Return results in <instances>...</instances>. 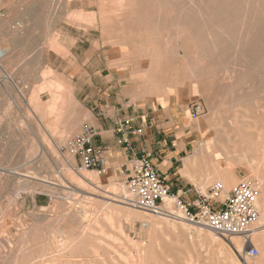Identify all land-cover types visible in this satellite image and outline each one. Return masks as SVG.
I'll list each match as a JSON object with an SVG mask.
<instances>
[{"label": "rangeland", "instance_id": "rangeland-1", "mask_svg": "<svg viewBox=\"0 0 264 264\" xmlns=\"http://www.w3.org/2000/svg\"><path fill=\"white\" fill-rule=\"evenodd\" d=\"M115 1L0 0V50L4 51L0 57V251H3L0 264H29L41 254L51 256L50 260L56 258V264H229V256L233 254L244 264L241 255L245 246L240 250L231 240L217 236L203 225L162 215L166 220L151 231L147 218L161 215L145 213V218L126 217L122 210V205L127 206L122 201V195L127 193L126 173L118 171L113 179L100 180L95 170L79 167L68 151L60 147L79 133L84 122L85 79L90 76L99 87L104 76L112 73L110 66L116 65L115 75L124 87L134 85L137 80L130 74L145 76L149 65L157 74L166 73L171 60L167 49L173 44L180 60L190 64V57L196 53L188 58L181 43L171 41L184 28L193 36L195 48L203 49L201 55L204 56L205 49L211 55H205L207 62L203 60L206 67L201 77L205 82L199 86L197 78L190 80L201 87L188 96V119L195 130L190 135L196 140L194 146L201 142L199 130H205L207 124L210 129L202 139L212 149L221 127L226 131L232 119L241 121L248 140L238 145L236 154L233 148L229 149L228 157L232 160L237 183L251 178L257 164L249 168V163L261 159L264 146V0H202L203 3L201 0H174L175 3L163 5L157 0H129V6ZM110 3L113 6L108 5ZM246 30L253 31L243 39L241 36ZM113 40L120 44L117 49L113 48ZM53 45L54 73L45 69L48 60L40 58L38 53L53 49ZM65 54L68 56L63 58ZM234 69L239 71V76L232 82L228 78L237 75ZM74 85L78 88L75 96L72 95ZM248 85L253 88L249 89ZM247 90L257 96L249 103L240 99ZM174 93L170 96L175 100L185 99L176 91ZM194 103L202 107L197 118L190 117ZM244 124L250 125V130H246ZM231 143L230 148L237 139L233 137ZM223 161H218L221 166H224ZM91 174L96 179H90ZM215 181L195 184L204 192ZM233 184L235 182L230 188ZM257 184L260 190L261 184ZM111 194L122 203L111 201ZM222 195H225L224 190ZM262 213L264 223V211ZM109 221L113 224L109 225ZM85 227L92 230H84ZM60 239L68 242L69 247L56 253ZM55 241L57 243H53ZM255 243L252 244L256 247ZM110 246L120 252H113ZM130 249L134 256L140 253L137 259L128 253ZM136 249L138 253H134ZM261 250L258 249V257L264 255V249ZM120 253L123 259L132 255L127 258L130 260H125L130 263L118 257ZM100 256L103 262L97 259ZM258 257L254 259L255 264ZM61 258L63 261L58 262Z\"/></svg>", "mask_w": 264, "mask_h": 264}, {"label": "crops", "instance_id": "crops-1", "mask_svg": "<svg viewBox=\"0 0 264 264\" xmlns=\"http://www.w3.org/2000/svg\"><path fill=\"white\" fill-rule=\"evenodd\" d=\"M52 48L38 53L40 58L44 57L48 60L45 69L48 68L54 73V45ZM67 56L68 54H65L62 57ZM110 67L113 69L112 73L104 76L103 83L99 87L90 76L84 81L86 88L82 100L84 113L82 126L89 124L97 128L99 135L95 142L104 147L102 169H95L98 178L104 181L110 180L122 168L126 170L130 168L134 156L124 145L116 143L114 129L118 121L136 115L135 124L143 127V134L131 139L134 154H139L143 148H149L154 152V164L171 193L180 194L191 186L198 188L195 184L198 182L181 172L188 166L189 171L195 173L194 178L200 175V169L193 166L196 161L187 160L200 145L199 143L194 146L196 140L190 135L195 130L190 126L188 119V96L195 88L199 90L198 85L190 83L188 86H183L185 99L179 102L169 95L166 87H162L163 89L156 87L157 83L154 80L151 83V79L146 77L148 70L145 76L130 74V77L137 80H134L136 81L134 85L124 87L121 79L115 75L114 69H117V65ZM157 88L161 91H156ZM77 91L78 88L74 85L72 95L75 96L74 93L76 94ZM208 129L210 128L207 124L205 130H199L201 140ZM72 159L79 165L76 156ZM193 195L189 192L185 198L192 199Z\"/></svg>", "mask_w": 264, "mask_h": 264}, {"label": "built area", "instance_id": "built-area-1", "mask_svg": "<svg viewBox=\"0 0 264 264\" xmlns=\"http://www.w3.org/2000/svg\"><path fill=\"white\" fill-rule=\"evenodd\" d=\"M3 54L4 51L0 50V57ZM201 111V105L192 104L190 117L197 118ZM136 119V115H130L118 121L114 129L116 143L124 145L134 156L128 170L125 168L119 170L120 174L126 173L127 193L122 195L123 203L146 213L203 225L224 239L244 236L245 250L241 255L243 263L255 264L254 259L259 251L250 242L248 231L259 217L256 205L259 195L257 181L253 178H243L224 196H221L224 187L218 181L213 182L204 192L191 186L180 194L171 193L154 164V152L149 148H143L139 154H134L131 139L143 134V127L135 124ZM98 135L97 128L84 124L79 133L69 138L60 149L67 150L71 157L76 156L79 167L101 170L104 147L95 142ZM189 192L194 194L192 199L185 198Z\"/></svg>", "mask_w": 264, "mask_h": 264}, {"label": "bare ground", "instance_id": "bare-ground-1", "mask_svg": "<svg viewBox=\"0 0 264 264\" xmlns=\"http://www.w3.org/2000/svg\"><path fill=\"white\" fill-rule=\"evenodd\" d=\"M110 1V0H109ZM146 1V0H145ZM149 1H151V0H149ZM148 1V2H149ZM116 3H119V5H122V6H129L131 3H129V0H116L115 1ZM115 2H113L114 4H116ZM153 2H154V0H153ZM157 2L158 3H160V5H163V4H172L173 2H174V0H157ZM176 2V1H175ZM174 2V3H175ZM231 2V1H230ZM261 2V1H260ZM109 3V2H108ZM151 2H149V4H150ZM178 3V2H177ZM182 3H183V1H182ZM191 3V2H190ZM201 3H203L202 2V0H201ZM263 3H264V1H263ZM133 4H135V2L133 1ZM179 4H181V2H179L178 3V5ZM210 4V3H209ZM214 4V3H213ZM221 4V3H220ZM230 4V3H229ZM256 4V3H255ZM67 5H68V3H67ZM108 5H111V3L110 4H108ZM178 5H176L177 7H179ZM204 5V4H203ZM225 5V4H224ZM223 5V6H224ZM111 6H113V4L111 5ZM111 6H110V8H111ZM151 6H154V5H152V3H151ZM157 6V5H156ZM181 6V5H180ZM183 6V5H182ZM191 6V5H190ZM215 6V5H214ZM67 7V6H66ZM195 7V6H194ZM226 7V6H225ZM109 8V9H110ZM159 8V7H158ZM104 8H100V10H103ZM112 9V8H111ZM113 10V9H112ZM116 10V9H115ZM128 10H130V9H128ZM159 10H160V8H159ZM222 10V9H221ZM228 10V9H227ZM180 11H181V8H180ZM169 13V12H168ZM175 13V12H174ZM179 13V12H178ZM200 13V12H199ZM228 13V12H227ZM134 14V13H133ZM156 14H159L158 12L156 13ZM180 14H182V11H181V13ZM189 14V13H188ZM67 15V14H66ZM65 15V16H66ZM69 15V14H68ZM75 15V14H74ZM78 15H79V13L78 14H76V16H77V18H79L78 17ZM124 15H125V13H124ZM131 15V14H130ZM169 15V14H168ZM167 15V16H168ZM173 15L174 14H172V15H170L171 17H173ZM178 15V14H177ZM73 16V15H72ZM71 16V17H72ZM80 16V15H79ZM81 16H82V14H81ZM195 16V15H194ZM166 17V16H165ZM188 16H184V18H187ZM201 17V16H200ZM243 17H245V16H243ZM86 18H88V17H85V19ZM102 18H104V16H103V14H101V19ZM105 18H107L106 16H105ZM204 18V17H203ZM203 18H200L201 20L203 19ZM74 19H76V18H74ZM84 19V17L82 18V19H80V20H83ZM94 19V18H93ZM164 19V18H163ZM166 19V18H165ZM167 19H169V17L167 18ZM166 19V20H167ZM172 19H174V18H172ZM180 19V18H179ZM183 19V18H182ZM216 19V18H215ZM103 20V19H102ZM184 20V19H183ZM242 20V19H241ZM240 20V21H241ZM244 20V19H243ZM85 21H89V20H85ZM82 22H84V21H82ZM90 22V21H89ZM93 22V21H92ZM239 22V21H238ZM241 22H243V21H241ZM85 23H87V22H85ZM91 23V22H90ZM115 24V23H114ZM120 24V23H119ZM264 24V23H263ZM80 27V26H79ZM138 27V26H137ZM136 27V28H137ZM242 27V26H241ZM250 28V27H249ZM248 28V29H249ZM242 29V28H241ZM253 29V28H252ZM251 31H253V30H251ZM250 30H246L245 32H244V34L242 33V36L241 37H243V39L245 38L246 39V37H249L251 34H252V32H251ZM239 33V32H238ZM235 34V33H234ZM258 34V33H257ZM262 34V33H261ZM177 35V36H176ZM236 35H239V34H236ZM235 35H233V37H234ZM175 37L176 38H173V40H171V41H176L177 43H181V45H180V47H181V49H183V51H184V53L186 54V56L188 55V58L190 57V55H191V53H196V55H194V57H190V60H189V62H190V64H188L187 63V65L185 64V63H183L181 60H180V57L178 56V51H177V48H175L174 46H175V44H173L172 46H170V48H168L167 49V54H169V58H171V60H170V62H168L169 63V66H168V68H166L165 70H166V73L164 72V73H160V74H157L156 72H154V70H153V66L152 65H150V67H149V72L147 73V75H146V77L147 78H149V79H151V83H152V80H154L155 82V84H156V87H160L161 89H163L162 87H166L167 89H168V93H169V95L171 94V96H173V93L176 91V93L177 94H180V97H184L183 95H184V93H185V91H184V88H183V86H188V85H190V83H192L190 80L192 79H198V85L200 84H203V83H201V82H205V80H203L204 78H202L201 77V71H203V70H205V67H206V63L205 62H207V57L205 56V55H208V56H211L210 55V52H208L209 50L208 49H205V51H206V53L204 54V56L203 55H201V53L203 52V49L202 48H200L201 50H199V48H195L196 46H194L195 45V41H194V39H193V36L192 35H190L189 34V31H188V29H181V30H179L178 31V33H176L175 34ZM264 37V36H263ZM240 39H242V38H240ZM251 40V39H250ZM114 41V42H113ZM112 42H113V48L114 49H117V45H120V44H118V42H116L115 40H113ZM170 41V42H171ZM174 41V42H175ZM253 41H254V39H253ZM175 42V43H176ZM188 42H190L191 43V46H190V44L188 43ZM193 44V45H192ZM214 45H212V47H213ZM193 49V50H190L191 48ZM214 48H216V47H214ZM252 49V48H251ZM208 50V51H207ZM211 50V49H210ZM214 50V49H213ZM216 50H218V49H216ZM216 50H214V51H216ZM253 50V49H252ZM254 52V51H253ZM207 53H209V54H207ZM243 53V52H242ZM245 53V52H244ZM250 53V52H249ZM200 54V57H198V55ZM211 54H213V53H211ZM219 56V55H218ZM206 57V58H205ZM240 57H241V55H240ZM194 58V59H193ZM243 58V56L240 58V59H242ZM245 58H246V56H245ZM249 58H251V57H249ZM203 60H205V62L203 61ZM251 60V59H250ZM262 60V59H261ZM252 63V62H251ZM250 63V64H251ZM240 64V63H239ZM245 64V63H244ZM252 65V64H251ZM260 65V64H259ZM235 67V66H234ZM261 67V66H260ZM238 69V68H237ZM262 69V68H261ZM235 70V69H234ZM242 70V69H241ZM240 70V71H241ZM163 71V70H162ZM235 71H237V70H235ZM253 71V70H252ZM239 71H237L236 72V74L237 75H232V77H229L228 79L230 80V81H232V82H234V81H237V77L239 76L238 73ZM235 73V72H234ZM232 74V73H231ZM196 79V80H197ZM201 79V80H200ZM227 79V80H228ZM159 82H158V81ZM200 80V81H199ZM203 80V81H202ZM228 80V81H229ZM194 85V84H193ZM199 85V86H200ZM199 86H198V88H199ZM248 86H250L249 87V89H251V88H253V86L252 85H248ZM190 87V86H189ZM159 88V89H160ZM201 88V87H200ZM199 88V89H200ZM247 88V87H246ZM174 89H175V91H174ZM177 89H179V90H177ZM203 91L205 90V87L202 89ZM156 91H161V90H158V88L156 89ZM155 93H157V92H155ZM159 94V93H158ZM175 94V93H174ZM257 98V96H256V94L255 93H253V94H251L250 92H249V90H247V91H245V93L244 94H242L241 96H240V99H244V100H246L247 101V103H249V102H251V100L252 99H256ZM261 98V97H260ZM261 100V99H260ZM259 100V101H260ZM254 102V101H253ZM253 104V103H252ZM258 104V103H257ZM259 104H260V102H259ZM264 104V103H263ZM255 109V108H254ZM264 109V108H263ZM262 109V110H263ZM258 110V109H257ZM261 110V109H260ZM244 112H246L245 110H243ZM234 112H236V111H234ZM250 112H252V111H250ZM261 112V111H260ZM263 113V112H262ZM238 114V113H237ZM259 114V113H258ZM256 115V114H255ZM262 116V115H261ZM244 118H246V117H244ZM256 118V117H255ZM249 119V118H248ZM253 119V118H252ZM251 119V121L254 123L255 121H253ZM264 119V118H263ZM241 122V121H240ZM240 122H238V121H236V120H231L230 122H228V125L226 126L227 128H228V130L226 129V131L224 130V128H222L221 127V129H220V132L217 134V136H216V138L214 139V144H213V147H212V149L211 148H209L208 147V142L206 141V140H204V139H202L201 140V142H200V145L198 146V148L194 151V154L191 156V157H189L187 160L188 161H190L191 160V162L192 161H196V164H194L193 165V163H192V165L195 167V168H197V169H200L199 170V172H200V175H198L196 178H194V176L193 175H195V173H191V171H189V168H188V166H186L181 172L183 173V174H185L188 178H191V179H193L195 182H208L209 180H216V181H219L220 183L222 182V184H223V187H224V193H226V191H228V187L230 188V185L232 184V183H234L235 182V184H237V182H236V180H237V175L235 174V172H234V166L231 164V158L230 157H228V153H229V149H231L232 150V148H233V154L235 153L236 154V152L235 151H237L238 150V145L239 144H242V143H246V141L248 140V136L246 137V134L244 133V131H243V129H242V123H240ZM256 123V122H255ZM263 123V122H262ZM248 124V123H247ZM264 124V123H263ZM246 124H244V126H245ZM253 125H256V124H253ZM247 126V125H246ZM248 126H250V125H248ZM247 126V128H246V130L247 129H249L250 127H248ZM255 127V126H254ZM253 130H255L254 128H252ZM250 130V129H249ZM260 130H263V129H260ZM257 133V132H256ZM253 136V135H252ZM264 136V135H263ZM236 138L237 139V143H234V145H233V147H231L230 148V144H232L231 142H232V138ZM259 137V136H258ZM257 137V138H258ZM246 138H247V140H246ZM264 139V138H263ZM258 140V139H257ZM262 144V143H261ZM262 147V146H261ZM260 147V148H261ZM245 148V147H244ZM248 149V148H247ZM256 150H257V148H256ZM258 152V151H257ZM257 154H259V153H257ZM261 154H262V157H261V159L259 158V160H252L251 161V163H249V168H251L252 167V165L253 164H257V166H256V168L255 169H253V171H254V174L251 176V178H253L254 180H256L257 181V183H260L261 184V188H260V190H259V195H258V198H257V200H256V205H257V207H258V209H259V217H258V219L256 220V222H254L252 225H251V227H250V229H249V231H248V237H249V239H250V242L251 243H254V242H256L255 244L257 245L256 246V248H258V249H260V251H262L261 249H264V223H263V211H264V146H263V149H262V152H261ZM256 156H258V155H256ZM237 158H239V157H237ZM219 159H221L222 161H223V159H224V166H221V164L218 162L219 161ZM242 159V158H241ZM236 162H237V159L235 160ZM223 164V163H222ZM197 165V166H196ZM247 165H248V162H247ZM199 166V167H198ZM246 166V165H245ZM247 167V166H246ZM260 168H262V172H261V169ZM190 169H192V168H190ZM248 169V168H247ZM67 170V169H66ZM260 170V171H259ZM83 171V170H82ZM248 171H249V169H248ZM252 171V170H251ZM68 172H69V170H68ZM192 172H194V170L192 171ZM259 172H261V174L259 173ZM97 174V173H96ZM81 178L82 179H88V177H85V176H81ZM89 178L90 179H96V176L94 175V174H91L90 176H89ZM259 181V182H258ZM76 182V181H75ZM203 184V183H202ZM235 184H233V185H235ZM260 186V185H259ZM110 188V187H109ZM110 190H112V188H110ZM123 191V190H122ZM88 192V191H87ZM123 193V192H122ZM223 193V192H222ZM105 195V194H104ZM122 195V194H121ZM111 201H113V202H119V203H122V201H120V199H118V198H116V197H114V195H112L111 194ZM115 196H118V195H115ZM221 196H224V195H222L221 194ZM18 197V196H17ZM90 198V197H89ZM21 199H23V198H21ZM112 204V203H111ZM168 205H169V201H168ZM113 207V206H112ZM111 207V208H112ZM122 207H123V213L125 214V216L126 217H144L145 218V213L146 212H143V211H140V210H138V209H136V208H134V207H132V206H129V205H127V206H125V205H122ZM105 208V207H104ZM102 210V209H101ZM104 210V209H103ZM102 212V211H101ZM106 212V211H105ZM105 212H103L104 214H105ZM47 214V213H46ZM107 214H109L108 216H110V213H107ZM106 214V215H107ZM112 215V214H111ZM154 215V214H153ZM50 216V215H49ZM85 216V215H84ZM87 216V215H86ZM114 216V215H113ZM51 217V216H50ZM79 217V216H78ZM84 217H82V219H83ZM87 218V217H86ZM46 219V218H45ZM80 219H81V216H80ZM90 219V218H89ZM108 219V218H107ZM148 220H149V222H148V227H149V229L151 230V231H153V230H156L157 228H159V227H161L160 226V224H161V222H162V220L163 219H165L164 217H162V215L161 216H159V217H150V218H147ZM109 220V219H108ZM161 220V221H160ZM166 220V219H165ZM180 220V219H179ZM178 220V221H179ZM82 221V220H81ZM93 221H95V220H93ZM88 222H90L89 220H88ZM92 222V221H91ZM97 222V221H96ZM95 222V224L96 225H98V227H100L99 226V224H97ZM110 222V221H109ZM31 223V222H30ZM107 223V222H106ZM109 224V223H108ZM113 224V222L111 223L110 222V224L109 225H112ZM172 224V223H171ZM182 224V223H181ZM26 225H28V224H26ZM31 225H33V224H31ZM173 225V224H172ZM183 225V224H182ZM185 225H187V224H185ZM88 228H90V227H88ZM22 229H24V228H22ZM30 229H32V228H30ZM102 229V228H101ZM200 229H203V228H201L200 227ZM29 230V229H28ZM84 230H88L87 229V227H85V229ZM92 230V228L90 229V230H88V231H91ZM97 230H99V229H97ZM96 230V231H97ZM103 230V229H102ZM87 231V232H88ZM21 232V231H20ZM19 232V235L21 234ZM23 232H25V231H23ZM31 232H32V230H31ZM94 232V231H93ZM103 232H104V230H103ZM103 232H102V234H103ZM98 234H100L101 233V231H99V232H97ZM97 233H95V234H97ZM18 237H19V235L18 234H16ZM16 235H14V236H16ZM32 235V234H31ZM49 235V234H48ZM84 235V234H83ZM88 235V234H87ZM107 236H108V234H106ZM110 235V234H109ZM149 235V234H148ZM210 235V234H209ZM35 236V235H34ZM34 236H31V237H34ZM150 236H151V234H150ZM30 237V238H31ZM53 237H54V235H53ZM112 238H113V236H111ZM20 238V237H19ZM18 238V239H19ZM22 238V237H21ZM74 238V237H73ZM84 238H86L87 239V237H84ZM89 238V237H88ZM108 238V237H107ZM110 238V237H109ZM115 238V237H114ZM214 238H215V236H214ZM80 239V238H79ZM111 239V238H110ZM19 240H21V239H19ZM28 239H26V241H27ZM34 240H35V238H34ZM54 240H56V239H54ZM61 240V239H60ZM113 240V239H112ZM115 240H116V238H115ZM113 241V242H116V241ZM119 240V239H118ZM231 242L233 243V244H235V246L238 248V249H240V250H242V248L245 246V239H244V236H233V237H231ZM3 241V240H2ZM38 241V240H37ZM83 241V240H82ZM101 241V240H100ZM8 242V241H7ZM6 242V243H7ZM21 242H23V241H21ZM34 242H36V241H34ZM42 242V241H41ZM74 242H76V241H74ZM74 242H72V243H74ZM84 242L86 243L87 241L86 240H84ZM104 242V241H103ZM128 242V241H127ZM25 243H27V242H25ZM37 243V242H36ZM40 243V242H39ZM38 243V244H39ZM53 243H57V241H55V242H53ZM68 242H64L63 240H61V242L60 243H58V245L57 244H52V246L53 245H57L56 247L57 248H59L57 251H56V253L58 252H60V251H62V250H64V249H66V248H68L69 247V244H67ZM117 243H119V242H117ZM1 244V243H0ZM10 245H11V243H9ZM37 244V245H38ZM90 244H92V243H90ZM120 244V243H119ZM132 244V243H131ZM12 245H14V244H12ZM29 245V244H28ZM44 246H46V248H48L47 247V244L45 245V244H43ZM109 244H106V246H108ZM111 245V244H110ZM123 245V244H122ZM49 246V245H48ZM72 246H74V245H72ZM121 246V245H120ZM224 246V245H223ZM39 247V246H38ZM37 246H35V248H38ZM51 247V246H50ZM109 247V246H108ZM118 247H119V245H118ZM123 247H125V246H122V248ZM141 247V246H140ZM12 248V247H11ZM10 248V249H11ZM32 248V247H31ZM54 248V247H53ZM84 248V246L82 247V249ZM114 248V247H113ZM112 248V249H113ZM135 248V247H134ZM133 248V249H134ZM6 249V248H5ZM50 249V248H49ZM62 249V250H61ZM94 250H95V248H93ZM93 249L91 250V251H93ZM110 249H111V246H110ZM111 249V250H112ZM34 250V249H33ZM39 250V249H38ZM77 250H80V249H77ZM114 251L113 252H120V251H115L116 249H113ZM125 250V249H124ZM30 251H32V250H30ZM69 251V250H68ZM96 252H97V250H95ZM128 251H130V252H128V253H131V249L130 250H128ZM228 252H230L229 250H227ZM4 252H6V251H4ZM11 252V251H10ZM50 252V251H49ZM66 251H64V253H65ZM96 252H94L95 254H96ZM124 252H126V251H124ZM137 252V249H136V251H134V253H136ZM0 253H3V251L1 252L0 251ZM52 253V252H51ZM63 253V252H62ZM71 253V252H70ZM99 253V252H98ZM97 253V254H98ZM116 253V254H117ZM127 253V252H126ZM125 253V254H126ZM127 253V254H128ZM138 253V252H137ZM10 254V253H9ZM16 254V253H15ZM54 254V253H53ZM52 254V255H53ZM115 254V255H116ZM121 254V253H120ZM132 254V253H131ZM140 253H138V254H136L135 256H136V258H134V259H137V255H139ZM229 254H232V253H229ZM261 254H262V252H261ZM4 255V254H3ZM31 255L33 256V254L31 253ZM54 255H56V254H54ZM53 255V256H54ZM60 255V254H59ZM68 255H70L69 256V258L72 256L71 254H68ZM99 255V254H98ZM97 255V256H98ZM110 255V254H109ZM123 254H121V255H117L118 257L120 256H122ZM133 256H134V254H132ZM131 255V257L130 258H132L133 256ZM233 255V254H232ZM232 255H230L229 256V264H240ZM0 256H2V255H0ZM8 256V255H7ZM9 256H11V255H9ZM48 256V255H47ZM49 256H50V254H49ZM95 256V255H94ZM108 256V255H107ZM134 256V257H135ZM259 256V255H258ZM257 256V257H258ZM5 257V256H4ZM34 257V256H33ZM56 257H58V258H60L59 256H57L56 255ZM61 257H63V255L61 256ZM129 257H127L126 256V258L125 259H123L122 257V259L125 261L127 258H129ZM256 257V258H257ZM11 258H12V256H11ZM14 258V257H13ZM25 259H27V257H24ZM37 258H38V260H33V262L32 261H30L29 262V264H56V263H54V260L56 259V258H54L53 257V259L54 260H50V258H51V256L50 257H46V254H41L40 256H37ZM49 258V259H48ZM64 258H66V257H64ZM72 258V257H71ZM100 258H101V256L99 257V258H97V259H99L100 260ZM110 258H112V257H110ZM115 258V257H114ZM4 259V258H3ZM17 259V258H16ZM20 259H21V256H20ZM62 259V258H61ZM120 259V258H119ZM12 260V259H11ZM10 260V261H11ZM68 259H65V261H67ZM70 260H72V259H70ZM103 260V258H101V260L100 261H102ZM115 260H117V259H115ZM123 260H120V261H123ZM127 260H130V259H127ZM132 260V259H131ZM1 261V260H0ZM4 261V260H3ZM2 261V262H3ZM58 262H60V261H63V259L62 260H60V259H58L57 260ZM56 261V262H57ZM74 261V260H73ZM118 261V260H117ZM123 261V262H124ZM136 261H138V260H136ZM70 262V261H69ZM103 262V261H102ZM113 262H114V260H113ZM125 262H128V263H130V261H125ZM104 263H106L105 261H104ZM115 263H116V261H115ZM136 262H134V264H135ZM139 263V262H138ZM14 264V263H13ZM15 264H17V263H15ZM62 264H64V263H62ZM67 264H69L68 262H67ZM72 264V263H71ZM99 264V263H98ZM109 264V263H108ZM117 264V263H116ZM121 264H123V263H121ZM131 264V263H130ZM133 264V263H132ZM137 264V263H136ZM257 264H264V255L262 254V256H260V257H258V261H257Z\"/></svg>", "mask_w": 264, "mask_h": 264}]
</instances>
